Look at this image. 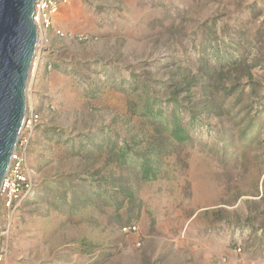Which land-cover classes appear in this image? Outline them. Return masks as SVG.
Wrapping results in <instances>:
<instances>
[{
	"label": "rangeland",
	"instance_id": "1",
	"mask_svg": "<svg viewBox=\"0 0 264 264\" xmlns=\"http://www.w3.org/2000/svg\"><path fill=\"white\" fill-rule=\"evenodd\" d=\"M229 52L238 62L219 66ZM148 99L170 115L179 104L186 127L194 116L191 141L144 117ZM27 103L40 116L34 191L0 212V264H264V0H71L38 47ZM247 111L259 120L245 138ZM101 131L155 151L158 178L66 144Z\"/></svg>",
	"mask_w": 264,
	"mask_h": 264
},
{
	"label": "water",
	"instance_id": "2",
	"mask_svg": "<svg viewBox=\"0 0 264 264\" xmlns=\"http://www.w3.org/2000/svg\"><path fill=\"white\" fill-rule=\"evenodd\" d=\"M37 2L0 0V189L26 123L27 90L39 43Z\"/></svg>",
	"mask_w": 264,
	"mask_h": 264
},
{
	"label": "trees",
	"instance_id": "3",
	"mask_svg": "<svg viewBox=\"0 0 264 264\" xmlns=\"http://www.w3.org/2000/svg\"><path fill=\"white\" fill-rule=\"evenodd\" d=\"M239 43H235V45L237 46ZM221 49V48H220ZM226 49H229V47L227 46ZM226 51V50H225ZM220 50H217V53L215 54V58L219 59L217 56L219 54ZM229 59L227 61H215L219 66L224 67V65H228L231 66L233 64H236L237 59L236 57L233 56V53L229 52ZM204 66V67H203ZM203 72H205L206 74H211L210 73V64H205L203 65ZM211 76V75H210ZM209 76V77H210ZM254 85L258 84H253ZM257 88L254 87L253 88V92H256ZM156 102L155 101H147L146 106L144 108L143 111V116L144 117H148L150 118L153 122L158 123V125L165 131H168L170 136L174 139V141H176L177 143H181V144H185L191 141V131L194 130L198 125H197V119L192 116L191 118V127H186L181 119L180 113L183 112V109L179 108V104H175V106L173 107V111L171 113V115L166 112H163L162 109L158 106H155ZM179 108V110H178ZM264 110V109H263ZM180 112V113H179ZM256 112V110H255ZM252 116V111H247V115L245 116V118L243 117V124L245 123V127L242 129V136L245 138H248L249 135L251 134V129L256 125L257 120H259L258 116L259 115H255L253 117ZM245 120V121H244ZM258 129L260 130L261 125H257ZM258 133V132H257ZM100 134L104 135L102 138L100 137ZM96 135H82L80 136L81 138H83L86 141H81L80 143H78V147L75 145L74 140L71 139H67L66 140V144L69 145L72 149L73 152H75L76 154H81L82 156H88L89 152L86 150V145H88L89 143L92 145L93 148H95L94 150L97 151V153H102L104 148H107L109 150V152L111 154H113V156L116 159V163L119 166H129L131 169L135 170L136 172H138L139 174H141V177L143 178V180L148 181V180H155L158 178V174H159V169L156 167V161L153 159L152 155L155 154V151L153 150H149L146 152H140V151H133L131 150L127 145H125L124 147H119L115 142L112 141V139L110 137H106V133H104L103 131H101V133ZM108 134V133H107ZM110 135V134H109ZM86 142V143H85ZM228 149V148H227ZM223 153H226V148L223 151ZM72 178H67L66 181H61V185H63L65 187V190L63 192L64 196H59V198L57 199L56 202H54L55 205L58 204H65L67 201L64 200V198H67V194L68 191H73L75 190V184L77 183V181H81L83 183H87V179H83V178H76V180ZM68 181V182H67ZM100 190L103 189V191L105 192V188L103 187V185L99 184V186L97 187ZM99 194L101 195L102 192L99 191ZM107 195V194H106ZM127 196V195H126ZM131 197V195L129 196V198ZM127 197H125L126 199ZM60 202V203H59ZM106 203L109 204V206L111 205H117V204H122V201H118V199L116 197L112 198V196H108L106 201ZM59 206V205H58Z\"/></svg>",
	"mask_w": 264,
	"mask_h": 264
},
{
	"label": "built area",
	"instance_id": "4",
	"mask_svg": "<svg viewBox=\"0 0 264 264\" xmlns=\"http://www.w3.org/2000/svg\"><path fill=\"white\" fill-rule=\"evenodd\" d=\"M71 0H38L35 5L34 21L38 28L39 43L38 47L44 42L47 34L55 27L56 18L61 8L70 3ZM59 37L65 35L57 31ZM40 116L36 113L26 115V123L21 132L18 145L12 156L8 172L2 182L0 189V212L11 217L19 209L21 204L29 198L34 191L32 169L28 162L30 139L34 127L38 124ZM125 233L137 231L135 225L124 227ZM242 250L236 248L235 253L239 254ZM6 254L0 252V262H5ZM220 264H232L230 259H222Z\"/></svg>",
	"mask_w": 264,
	"mask_h": 264
}]
</instances>
